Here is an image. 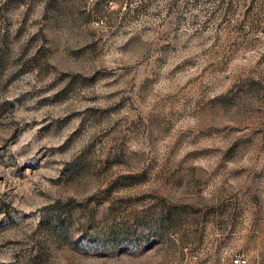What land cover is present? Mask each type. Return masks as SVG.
<instances>
[{"label": "rangeland", "instance_id": "obj_1", "mask_svg": "<svg viewBox=\"0 0 264 264\" xmlns=\"http://www.w3.org/2000/svg\"><path fill=\"white\" fill-rule=\"evenodd\" d=\"M264 264V0H0V264Z\"/></svg>", "mask_w": 264, "mask_h": 264}, {"label": "built area", "instance_id": "obj_2", "mask_svg": "<svg viewBox=\"0 0 264 264\" xmlns=\"http://www.w3.org/2000/svg\"><path fill=\"white\" fill-rule=\"evenodd\" d=\"M231 264H249L248 257L241 253L231 259Z\"/></svg>", "mask_w": 264, "mask_h": 264}]
</instances>
